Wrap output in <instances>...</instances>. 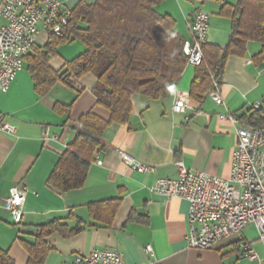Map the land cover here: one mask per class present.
I'll return each instance as SVG.
<instances>
[{"label": "crops", "instance_id": "1", "mask_svg": "<svg viewBox=\"0 0 264 264\" xmlns=\"http://www.w3.org/2000/svg\"><path fill=\"white\" fill-rule=\"evenodd\" d=\"M63 1L72 8L78 0ZM223 2L235 4L237 0H165L155 9L172 15L184 38L188 37L193 14L208 13L206 43L224 47L230 37L231 20L219 14ZM44 34L41 31L37 36L44 38ZM63 47L59 46L57 55L49 60L54 70L62 69L65 61L81 52L72 55ZM260 49L259 42L248 41L242 56L227 58L216 88L221 104L214 103L209 95L202 102L190 97L195 72L192 65L185 66L166 99L132 94L128 121L111 122L105 128L100 145L92 153L85 184L66 192L49 186L47 177L74 138L77 118L89 110L108 118L109 112L95 104L93 74L71 79L70 84L57 82L42 96L35 92L24 64L9 89L0 92V115L15 126L12 134L0 131V249L16 264H26L27 253L19 243V232H26L24 236L31 240L39 224L59 218L64 225L45 238L51 247L45 264H74L75 256L100 248L119 251L126 264H259L239 257L241 240L264 255L254 224L208 249L189 248L184 237L188 202L154 194L150 187L157 178L176 176L177 159L194 171L229 175L236 128L248 125L251 109L264 111V62L252 61ZM179 99L184 100L185 109L174 112L172 105ZM57 102L70 104V111H55ZM254 102L258 108H253ZM224 112L235 115L237 122L221 120L218 115ZM120 151L153 166L154 171L130 170L123 164ZM13 185L27 189L19 224L12 222L3 202ZM75 227L80 229L75 232ZM148 244L152 254L145 251Z\"/></svg>", "mask_w": 264, "mask_h": 264}, {"label": "trees", "instance_id": "2", "mask_svg": "<svg viewBox=\"0 0 264 264\" xmlns=\"http://www.w3.org/2000/svg\"><path fill=\"white\" fill-rule=\"evenodd\" d=\"M165 0H78L70 10L67 25L59 34H48L42 45L32 44L23 65L31 74L38 95L45 94L57 82L70 84L71 79L86 74L95 76L92 92L95 104L108 110V118L93 110L81 114L74 126L77 132L57 159L47 177V184L59 192L78 189L85 184L92 153L99 138L111 122L126 123L131 114V95L140 93L151 100L168 98L178 82L187 58L182 52L184 38L176 20L159 13L155 6ZM219 14L231 20L226 46L202 44L203 60L195 66L190 97L204 101L213 85L222 80L225 62L230 55L242 56L248 41L261 48L252 57L264 62V0H237L221 3ZM75 40L84 49L65 61L62 69L49 65L57 48ZM71 105L55 103L54 110L68 113ZM248 125H264V111L251 109ZM64 224L59 218L39 224L27 239L20 231L19 243L27 253L26 264H45L51 247L47 235ZM80 228L75 227L74 231ZM0 264H16L8 252L0 249Z\"/></svg>", "mask_w": 264, "mask_h": 264}, {"label": "built area", "instance_id": "3", "mask_svg": "<svg viewBox=\"0 0 264 264\" xmlns=\"http://www.w3.org/2000/svg\"><path fill=\"white\" fill-rule=\"evenodd\" d=\"M71 7L63 0H0V92L9 89L17 71L23 67V60L36 42V35L43 31L59 34L67 25ZM209 14L195 12L189 24L188 37L182 44L187 58L186 65L198 66L203 60L201 46L207 40ZM214 84L209 97L216 104L222 103ZM184 100H175L174 112L185 109ZM253 108L259 105L254 102ZM221 120L236 123L235 115L224 112ZM0 131L15 132V126L3 120L0 115ZM47 136V128L43 132ZM124 165L139 173L154 171L153 166L142 163L129 154L120 151ZM99 162V161H97ZM100 163V162H99ZM177 174L173 178H157L150 191L165 198L177 197L188 202V230L185 242L189 248H209L222 239L241 232L254 224L258 239L264 247V125L240 124L236 128V146L231 155L230 173L227 177L194 171L185 167L182 160H176ZM3 199L4 208L12 222L19 224L23 215L27 189L13 185ZM239 257L264 264V255L245 240L238 242ZM145 251L152 254L150 244ZM74 264H126L122 254L111 248L94 249L89 254L77 255Z\"/></svg>", "mask_w": 264, "mask_h": 264}, {"label": "rangeland", "instance_id": "4", "mask_svg": "<svg viewBox=\"0 0 264 264\" xmlns=\"http://www.w3.org/2000/svg\"><path fill=\"white\" fill-rule=\"evenodd\" d=\"M68 4H69V2H68ZM44 35L47 36L46 33H45ZM45 36H44V38H38V36L36 35V38H35L36 42H37L38 44H41L42 42H44ZM42 39H43V40H42ZM80 42H81V41H79V40H75V41L70 42V43L62 44V45H60V46H64L63 48H64L65 50H68V51H69L68 53H72V55H75L76 53H78V51H80V50L82 51V50L84 49L83 44L80 43ZM77 49H78V50H77ZM261 255H262V254H260V257H261Z\"/></svg>", "mask_w": 264, "mask_h": 264}]
</instances>
